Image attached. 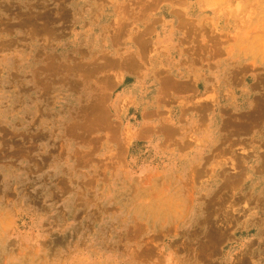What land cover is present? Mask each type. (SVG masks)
<instances>
[{"label":"rangeland","instance_id":"1","mask_svg":"<svg viewBox=\"0 0 264 264\" xmlns=\"http://www.w3.org/2000/svg\"><path fill=\"white\" fill-rule=\"evenodd\" d=\"M0 264H264V0H0Z\"/></svg>","mask_w":264,"mask_h":264},{"label":"crops","instance_id":"2","mask_svg":"<svg viewBox=\"0 0 264 264\" xmlns=\"http://www.w3.org/2000/svg\"><path fill=\"white\" fill-rule=\"evenodd\" d=\"M168 32H171V31H168ZM169 34H171V33H169ZM185 76H186L187 79L189 78V74H188V75H185ZM186 78H185V79H186ZM202 78H203L204 82H206V80H207V75L205 74V77L203 76ZM222 88H223V87H222ZM196 94H197V93H195L194 96H195ZM187 97H189V96H187ZM187 97H186V98H187Z\"/></svg>","mask_w":264,"mask_h":264}]
</instances>
